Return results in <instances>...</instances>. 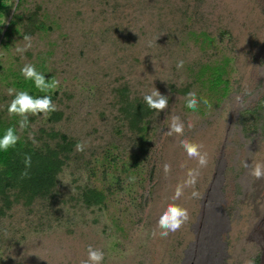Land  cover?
<instances>
[{
    "label": "rangeland",
    "instance_id": "obj_1",
    "mask_svg": "<svg viewBox=\"0 0 264 264\" xmlns=\"http://www.w3.org/2000/svg\"><path fill=\"white\" fill-rule=\"evenodd\" d=\"M1 1L0 120L33 142L31 134L36 147L44 129L68 135L84 150L69 155L50 196L29 207L16 204L0 217V264H81L89 245L104 253L100 264L189 263L204 250L196 244L210 205L219 244L210 249L211 264L218 258L264 264V179L245 167L264 163V0ZM37 6L47 31L25 41L23 27L14 25L4 38L16 15ZM191 31L207 32L215 42L203 50L189 39ZM225 58L229 85L218 101L194 74ZM26 64L59 81L51 95L57 94L55 111L64 113L60 122L30 114L21 130V117L8 115ZM124 87L132 99L156 89L169 96L143 136L119 112L116 89ZM189 92L201 101L199 110L186 106ZM173 115L183 134L166 135ZM184 140L202 146L205 166L187 155ZM190 169L198 172L196 183L183 187ZM178 185L182 195L173 200ZM87 187L106 191L104 205H83ZM172 203L186 208L189 219L164 237L158 220Z\"/></svg>",
    "mask_w": 264,
    "mask_h": 264
},
{
    "label": "trees",
    "instance_id": "obj_2",
    "mask_svg": "<svg viewBox=\"0 0 264 264\" xmlns=\"http://www.w3.org/2000/svg\"><path fill=\"white\" fill-rule=\"evenodd\" d=\"M3 6L4 3L0 0V11ZM41 11V6H37L25 17L16 15L4 32V38L10 37V30L14 25H21L23 34L29 37L47 31L49 28L39 19ZM1 35L2 29L0 28ZM189 39L199 44L203 50L210 48L215 42V38L204 31L189 32ZM228 65L227 58L214 62V64L205 63L194 74L195 82H199L202 87L207 89L209 95L215 96L218 101L228 91ZM50 80L51 77H45L46 82ZM16 85L20 89L28 91L34 98L50 95L53 103L57 100V94L51 95L52 90L45 92L38 90L32 80L23 78ZM115 99L120 106L119 112L127 122L128 129L132 133L143 136L148 129L149 119L156 110L150 109L143 98L132 99L127 87L116 89ZM48 114H50L49 120L54 123L60 122L64 117V113L61 111H52ZM10 126L14 127L13 124H7L0 120V137ZM40 134L44 140L41 147H36L33 142L20 138L14 148H9L6 152L0 151V217L6 216L7 212L16 204L29 207L36 199L50 196L58 185V176L66 166L69 155L77 145L73 138L61 132L41 129ZM49 141L55 142L54 146ZM26 155L31 156V166L27 168L24 163ZM25 172L27 175H24ZM80 200L86 208L104 205L107 200L106 191L98 188H84Z\"/></svg>",
    "mask_w": 264,
    "mask_h": 264
},
{
    "label": "clouds",
    "instance_id": "obj_3",
    "mask_svg": "<svg viewBox=\"0 0 264 264\" xmlns=\"http://www.w3.org/2000/svg\"><path fill=\"white\" fill-rule=\"evenodd\" d=\"M25 41H30V37L28 35L23 36ZM31 44H27L24 48H17L16 51L23 53L30 47ZM183 60L178 61L177 68L183 67ZM21 75L26 80L34 81L35 87L42 91L54 90L59 81L52 79L49 82L45 81V76L38 72L35 68V65L26 64L21 69ZM12 90H9L11 94ZM144 102L150 109H155L159 112L164 111L168 107L169 96L161 94L157 89L152 91L151 94H147L143 97ZM239 99V98H237ZM201 101L197 99L195 92L187 93L186 106L193 111L198 109V105ZM203 104L208 106L209 101L207 99L202 100ZM56 106L53 104L51 96L45 95L43 97H33L29 94L28 91L22 90L16 92L14 98L7 106L8 115L11 116H19L21 117L19 121L20 129L23 130L28 125V116L37 115L40 113L47 114L49 112L55 111ZM167 119V117H166ZM191 127V125H189ZM184 132V124L181 121L178 115H173L171 117V123L169 125V130L166 135H171L172 133L183 134ZM29 139L34 140L33 136L30 134ZM20 141V136L16 134V130L14 127H8L5 130V134L0 137V151H8L9 148H14L16 144ZM182 145L185 148L187 155L190 158H198V163L200 166H205L207 163V154L201 153L199 148L201 145H196L194 143H190L187 140L182 141ZM77 151H83L84 145L80 142L76 145ZM25 166H31V156L26 155L24 160ZM245 167H249V174L256 179H264V163L255 162L254 166H249L245 164ZM164 172L167 174L170 171V165L165 163ZM27 175V172L24 173ZM198 172L196 170H189L188 179L184 182L183 187L194 186L196 183V176ZM182 195V186L178 185L176 189V193L173 197V200L179 199ZM189 219V213L186 208L181 207L178 204L172 203L165 209V211L161 214L158 220V227L163 231L160 232L161 236L167 237L169 232H175ZM155 234V233H154ZM104 258V253L99 249H94L91 245L87 247V259L82 260L81 264H100V262ZM247 264V262H246Z\"/></svg>",
    "mask_w": 264,
    "mask_h": 264
},
{
    "label": "bare ground",
    "instance_id": "obj_4",
    "mask_svg": "<svg viewBox=\"0 0 264 264\" xmlns=\"http://www.w3.org/2000/svg\"><path fill=\"white\" fill-rule=\"evenodd\" d=\"M223 163H224V160H222L221 164H223ZM213 201L216 202V200H213ZM202 221H203L202 229H204L203 230L204 233H201L202 236L199 237V240H198V243L196 244V246H202L200 244V242H202L204 250H203L202 254L200 256L194 258L193 261L189 260V263L187 261L184 264H211L212 260H210V257H209L210 249L212 248V250L215 251L219 247V244L216 242L214 243V241H213L214 235L216 234L215 223L217 222L216 211L214 210L213 206L210 205L207 207ZM203 235L205 238H202ZM213 243H214L215 248L212 247ZM221 253H223V252H221ZM221 261H222V259L218 258L219 264L222 263Z\"/></svg>",
    "mask_w": 264,
    "mask_h": 264
}]
</instances>
